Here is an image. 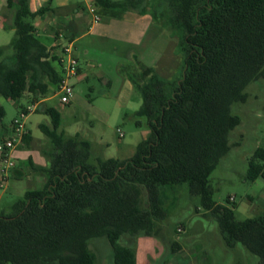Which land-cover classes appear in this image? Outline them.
Segmentation results:
<instances>
[{
	"label": "trees",
	"instance_id": "16d2710c",
	"mask_svg": "<svg viewBox=\"0 0 264 264\" xmlns=\"http://www.w3.org/2000/svg\"><path fill=\"white\" fill-rule=\"evenodd\" d=\"M5 3L15 11V37L0 46V96L14 101L26 93L45 97L51 85L57 89L61 74L33 21L61 8L48 3L33 12L29 0ZM95 4L119 13H149L157 25L168 28L177 38L182 74L171 81L143 67L130 77L142 98L135 115L147 119L151 135L128 160L90 163V143L59 132V109L42 110L51 117L50 126H40L50 142L48 163L28 161L45 184L27 189L10 212H0V264H98L90 240L100 237L111 244L114 264H137L135 248L120 240L126 234L158 235V224L167 216V190L183 183L216 217L227 245L241 244L264 264V214L238 220L234 207L214 200L210 184L212 172L231 150V132L241 124L232 105L245 103V89L264 79V0ZM30 140L28 134L24 143ZM12 172L24 176L21 169ZM259 177L264 179V148L248 161L246 178Z\"/></svg>",
	"mask_w": 264,
	"mask_h": 264
},
{
	"label": "rangeland",
	"instance_id": "374dc122",
	"mask_svg": "<svg viewBox=\"0 0 264 264\" xmlns=\"http://www.w3.org/2000/svg\"><path fill=\"white\" fill-rule=\"evenodd\" d=\"M14 37V28L0 30V46H7ZM40 39L48 44L46 38ZM177 55L174 68L161 72L171 81L179 78L183 71V59ZM98 58L93 74L86 80L80 81L78 77L69 80L74 88L70 104L62 105L61 95L51 85L45 105L59 109L60 133L65 137L79 135L90 143V163L110 158L128 160L135 155L137 145L151 135L147 119L135 115L142 98L130 77L139 73V54L137 48H133L120 63L109 47L105 55ZM81 64L86 71L87 65ZM101 72L110 81L109 85L99 76ZM245 92L247 101L234 103L231 108L241 119V124L230 134L231 150L210 176L214 200L234 207L238 220L264 214V179L246 178L249 159L257 148H264V79L251 83ZM40 98L28 93L15 101L0 96V108L4 110L3 117L0 116V142L10 135L12 122L20 117L21 107L36 104ZM44 108L37 104L36 110L25 120L31 140L17 148L21 149L22 156L15 158L16 167L24 171V176L19 178L11 171L8 182L0 188V212H10L27 189L42 187L44 176L32 170L28 160L30 157L36 159V163H48L50 142L40 126H50L51 117L42 111ZM167 194V216L158 224V235L126 234L120 240L135 248L137 264H258L259 257L241 244L227 245L218 220L202 206L199 195L191 194L187 183L168 189ZM144 198L145 194L143 204L146 205ZM90 247L97 254L98 264H114L112 247L106 237L91 239Z\"/></svg>",
	"mask_w": 264,
	"mask_h": 264
},
{
	"label": "crops",
	"instance_id": "0c3cea01",
	"mask_svg": "<svg viewBox=\"0 0 264 264\" xmlns=\"http://www.w3.org/2000/svg\"><path fill=\"white\" fill-rule=\"evenodd\" d=\"M89 2L90 0L84 2L78 0H29V7L33 12L48 3H51L53 8H61L56 14L49 11L34 20L36 21L34 26L37 28L39 37L49 40L48 44H44L48 47L51 56L55 58L54 67L60 74L62 72L59 61L60 50L69 41L65 37H56L58 32L62 36L63 34H67L68 37L73 36L71 42L74 44L75 55L79 63L77 77L80 81L86 80L93 74V68L99 60V55L104 56L109 47L114 50L120 59V63H123L121 59H124L133 48H137L140 58L139 72L143 67H148L154 68L157 73L162 75L161 72L164 70L167 69L170 72L174 68L178 57L175 38L171 32H167L166 28L162 29L161 26L157 25L149 13L139 16L133 12L119 13L99 8L102 17L101 22L92 25L87 8ZM14 16L15 11L7 9L5 0H0V30L9 27L15 29ZM133 56L136 57L137 54ZM82 62L87 65L86 71L81 67ZM120 66L124 67L121 64ZM99 74L101 79H104V82L109 85L110 81L104 77V73ZM136 74L138 73H134V75ZM46 96L40 98L37 104L47 107L45 105ZM14 155L15 158L19 159L22 156L21 149L16 150ZM34 160L36 163L37 160ZM36 164L46 165L47 163ZM44 184L45 177L42 181V187Z\"/></svg>",
	"mask_w": 264,
	"mask_h": 264
},
{
	"label": "built area",
	"instance_id": "2783aa9c",
	"mask_svg": "<svg viewBox=\"0 0 264 264\" xmlns=\"http://www.w3.org/2000/svg\"><path fill=\"white\" fill-rule=\"evenodd\" d=\"M87 8L91 16L92 25L101 22L102 17L99 8L95 4V0H90ZM60 37L63 36L60 35ZM60 51L61 57L59 61L62 66V72L57 91L61 95L60 103L67 105L70 104L74 93V88L70 85L69 80L78 76L79 63L75 55L74 44L71 41L66 42ZM36 108L37 102L36 104L21 108L19 112L20 117L12 122L10 135L0 142V188L5 186L11 175V171L17 166L14 153L24 143V138L29 134L25 120ZM230 199H233V197Z\"/></svg>",
	"mask_w": 264,
	"mask_h": 264
}]
</instances>
